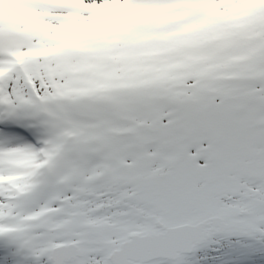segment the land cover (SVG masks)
I'll return each mask as SVG.
<instances>
[{
    "label": "snow or ice",
    "instance_id": "1",
    "mask_svg": "<svg viewBox=\"0 0 264 264\" xmlns=\"http://www.w3.org/2000/svg\"><path fill=\"white\" fill-rule=\"evenodd\" d=\"M0 264H264V0H0Z\"/></svg>",
    "mask_w": 264,
    "mask_h": 264
}]
</instances>
